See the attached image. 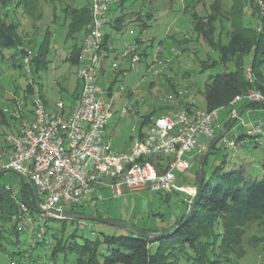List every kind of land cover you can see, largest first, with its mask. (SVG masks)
<instances>
[{"label": "rangeland", "instance_id": "374dc122", "mask_svg": "<svg viewBox=\"0 0 264 264\" xmlns=\"http://www.w3.org/2000/svg\"><path fill=\"white\" fill-rule=\"evenodd\" d=\"M2 1L0 0V6ZM6 1L8 10L4 9L3 12H9L11 19L19 24L18 31L22 37V44L29 49L26 55L32 58L27 67L28 71L22 60L25 55L21 54L18 59H13L14 50L0 51V109H12L17 99L25 101L29 99L30 105L31 98L36 93L43 100L45 97L52 105H56L58 101H63L66 105L76 104L80 86L76 78L77 65L72 61V52H76L78 48L74 50L72 43L77 44L79 48L81 44L77 37L76 39L67 38V24L69 23L67 16H70L72 7H86L89 0L87 3L86 0H38L29 8H25L22 3L18 5L19 0ZM112 1L113 19L115 17L124 19L120 24L122 27L120 31L110 25L105 28V31L111 35L115 47L123 50L128 43L140 36V23L137 21L139 11L145 4L150 7L153 5L154 18L150 22L151 27L141 35L143 39H147L145 41L142 39V44L147 45L150 51H154L159 46L160 55L169 61V67L165 73L153 79L147 72L145 62L142 61L132 68L125 79L119 80L113 87L115 92L114 115L106 129V134L116 150L129 151L132 146V136L139 131V123L143 119V115H148L156 110L155 118L180 108L178 101L174 102L176 99L181 100V97H177L175 94L176 90L185 91L188 97V102L183 108L190 109L197 104L198 107L204 109L206 80L212 75L230 70V67L226 68L218 64L220 62L218 52L208 46L202 38L198 39L193 30L190 10L195 8L201 16L206 17V14L210 12V6L218 0H151V4L148 2L149 0ZM219 1H221V12L223 13L232 4V0ZM188 6L192 9L188 10ZM206 19L208 18L206 17ZM225 24L227 26L224 31L221 27L218 28L215 39H219L220 36L224 43H227L228 23L226 19ZM49 32L51 35L49 52L46 56H42L40 61H35L37 51ZM149 36H155L156 42H150ZM183 38L189 39L184 45L186 48L184 51L182 47L177 46L178 43L174 42V40L178 41ZM178 50L183 54H178ZM191 53L193 56H190ZM202 60L209 64L217 63V65L202 70L203 66L200 65ZM14 63L22 67H14ZM36 68L40 70L37 72ZM249 70L250 68H247L248 77L251 76ZM110 72L108 71L101 78V84L104 87L108 85ZM121 85L126 87L125 90L120 89ZM135 86H137L136 89H134ZM237 103L239 104V102ZM238 104L233 103V109L229 107L219 109L220 128L216 136L237 115L242 107ZM166 106L168 108H165ZM28 107L30 108V106ZM124 107H129L131 110L128 114L121 115V110ZM244 111L230 132L216 144L208 155L203 165L206 179H209L219 166H224L225 171L241 166L253 178L261 179L263 177L261 160L264 158V148L262 146L257 147L253 142H250L236 150H230L225 145L227 138H232L235 134H246L247 125L264 117V114H259L256 109L251 115L247 114L248 110ZM14 123L18 124L10 114H7L6 119L0 117V151L5 149L7 134L10 133V128ZM195 158L192 159L191 168L177 173L179 183L196 186V171L199 161L196 162ZM23 180L14 171H6L0 175V183L19 190H21ZM161 196L163 195L159 196L158 193L148 190L131 191L117 199H106L93 204L86 202L81 205L85 204V214L91 215L90 213L94 214L93 212L98 210L97 212L106 215L107 218L130 222L131 225L133 223L137 226L144 225L148 228H152L151 226L162 215L163 219L167 221L176 214L180 215L189 211L191 196L186 198L183 193H172L169 200L161 198ZM34 217V224L28 225L18 238L10 233L4 234L0 244V264H74L75 256L72 254L66 255L61 252L53 255L55 238L60 237L67 240L71 234L76 232L77 241L81 242L82 236L95 240L100 237L101 232L120 234L124 229L103 222L81 220L89 225L88 228L82 229L77 221L70 219L59 220L62 218L46 217L42 213H35ZM45 222H47L49 230L46 234L41 233L40 235L33 225H39L45 230L46 227L43 226ZM81 222L79 223L81 224ZM63 225H65L64 230ZM235 251H238L241 258L236 254L223 253L220 249H216V254L213 255L214 257L212 256L215 260L214 263L227 264V262L237 259L234 261L237 264H264V222L262 220L248 225L242 243ZM181 262L186 264L184 260ZM212 263L208 262V264Z\"/></svg>", "mask_w": 264, "mask_h": 264}, {"label": "built area", "instance_id": "2783aa9c", "mask_svg": "<svg viewBox=\"0 0 264 264\" xmlns=\"http://www.w3.org/2000/svg\"><path fill=\"white\" fill-rule=\"evenodd\" d=\"M89 3L91 19L86 25L76 64L80 86L77 106L71 112L67 111L70 106L63 101L50 107L36 93L30 105L17 99L12 109H3L18 122V130L7 134L6 147L0 151V172L26 174L47 211H68L86 202L117 199L126 192L141 190L183 193L186 198L191 196L193 199L196 186L179 183L177 173L191 168L192 159L207 150L219 131V109L222 108L211 111L195 105L190 109L183 108L188 97L180 90L177 97L181 100H174L178 101L180 108L155 117L152 124L139 129L132 137L129 151L116 150L106 134L114 115L115 92L114 88L110 90L112 79L116 75L118 81L125 79L142 61L147 64V72L153 79L165 73L169 61L160 55L159 46L146 58L147 46L134 39L121 52L129 63L128 67H121L116 60L108 63L107 51L113 47L105 43V28L114 20L111 15L113 1L89 0ZM146 10L143 8L139 12L145 16ZM261 28L260 25L258 29ZM178 54L183 53L178 50ZM31 58L25 54L22 59L28 71ZM108 65L112 72L107 87H104L101 78ZM125 88L120 86L121 90ZM244 99L264 100V96L253 89L246 95L236 96L231 104ZM130 110L124 107L121 115ZM250 142L264 148V119L247 125L244 137L235 134L227 138L225 145L236 150ZM6 189L16 202L13 214L16 228L25 231L28 225L34 224V214L20 198L19 189L7 184ZM42 215L57 217L48 212H42ZM88 226L87 222L79 223L80 228ZM33 227L42 228L40 235L44 233L43 227Z\"/></svg>", "mask_w": 264, "mask_h": 264}, {"label": "trees", "instance_id": "16d2710c", "mask_svg": "<svg viewBox=\"0 0 264 264\" xmlns=\"http://www.w3.org/2000/svg\"><path fill=\"white\" fill-rule=\"evenodd\" d=\"M218 1L210 6V12L206 14L208 19L201 16L195 8L192 9L188 6V10L192 9L190 11L193 30L196 32L197 38H202L208 46L218 52L220 60L218 64L226 68L230 67V70L212 75L206 80L204 108L208 111L225 107L233 109L231 103L235 97L246 95L252 89L260 91L264 96V0H232L230 8L224 13L221 12V1ZM37 2L38 0H19L18 5L22 3L25 8H29ZM7 5L8 2L3 0L0 6V51L14 50L13 59H18L21 54H27L29 49L22 44V37L18 31L19 24L11 19L9 12H3L4 9L8 10ZM70 11L68 33L73 38L83 30L85 31L86 25L91 19L90 3L88 2L86 7H72ZM149 16L148 12L145 16L139 12L137 21L142 29L147 28ZM225 19L228 23L227 43H224L220 36L219 39H215L219 27L223 31L225 30L227 26ZM123 20L121 17H116L111 25L116 30H122L120 24L123 23ZM260 25L261 30L258 29ZM108 37L109 35L105 34V43L108 42ZM136 40L140 44L143 42L139 37ZM187 41H189L187 38L174 40L178 43L177 46L182 47L183 51L186 50L184 45ZM50 42L49 32L37 51L35 61H40L42 56H46L49 52ZM75 49L77 51L72 52V61L77 64L80 50L77 44H74ZM149 52V47H147L144 51L146 58L149 56ZM200 65L203 66V70L209 66L217 65V63L209 64L202 60ZM13 66L22 67L17 63H14ZM247 68H250L251 79L247 75ZM36 70L38 72L40 69L36 68ZM117 81L116 75L111 81L110 90L113 89ZM174 92L177 95L178 91ZM28 101L29 99L26 100L27 103ZM248 102L249 100L244 99L237 104L243 106ZM253 106L263 105L252 104L247 109ZM155 112L156 110H153L148 115H143V119L140 121V130L153 123ZM0 117L7 118L3 109H0ZM232 120L233 118L226 127ZM244 136L245 134H240V137ZM201 156L202 154L196 156V162ZM262 168L264 172V161ZM1 174L2 172H0ZM197 181L198 170L196 171V185ZM158 194L159 196L163 195L161 198L169 200L172 193ZM20 198L29 205L33 214L42 213L36 205L35 189L24 180ZM84 209L85 204L73 206L68 211L85 214ZM15 211V199L6 189V184L0 183V244L4 234L10 233L18 238L23 232L17 230L13 221ZM97 211L90 214L104 216ZM187 212L176 214L167 221L163 219L162 215L155 224H151L152 228L132 224L152 232H170L178 227L174 232L159 238L142 237L125 228L121 229L122 233L120 234L101 232L100 237L95 240L82 236L81 242L77 241L76 232L71 234L67 240L53 236L56 239L53 255L61 252L66 255L72 254L75 256L74 264H182L183 260L186 264H208L209 261L213 262L212 264H218L214 263L213 259L216 249H220L223 253L236 254L241 258L235 249L242 243L246 228L258 220L264 222V173L261 179H255L241 166L226 171L224 166H219L209 179L204 178L194 210L182 224ZM59 220L66 221L67 219ZM70 220L77 221L78 225L81 221L80 219ZM43 226L46 227L44 230L46 234L49 230L47 222ZM38 228L40 229V227L34 229L39 231ZM64 229L65 225H63ZM236 260L229 261L227 264H237L234 262Z\"/></svg>", "mask_w": 264, "mask_h": 264}, {"label": "water", "instance_id": "95a60500", "mask_svg": "<svg viewBox=\"0 0 264 264\" xmlns=\"http://www.w3.org/2000/svg\"><path fill=\"white\" fill-rule=\"evenodd\" d=\"M252 104H259V105H263L264 106V100H256V101H249L248 103L244 104L238 111L237 115L233 118V120L231 121V123L222 131L220 132L211 142L209 148L207 149V151L200 157L199 162H198V181H197V185H196V189H195V194L193 196L189 211L186 214L185 219L183 220L182 224L189 218V216L192 214L193 210H194V206H195V202L197 199L198 194L201 191V188L203 186L204 183V172H203V164L205 159L208 157V155L211 153V151L213 150L214 146L221 140L223 139L232 129V127L235 125V122L237 121L238 118L241 117L243 111L250 105ZM23 179L24 181H26L27 183H29L33 188V184L30 181V179L28 178V176L22 172H17ZM35 189V188H34ZM35 195H36V205L37 208L43 212V213H50L52 215L57 216L58 218H62V219H80V220H89V221H97V222H103L106 224H111V225H115V226H119L125 229H130L134 232H136L137 234H139L142 237H146V238H159L161 236H165L167 234H170L172 232H174L176 229H174L173 231L170 232H152V231H146L143 229H140L134 225H131L130 223H126V222H122L116 219H111V218H107V217H102V216H96V215H88V214H81V213H75V212H70V211H57V210H45L40 202L39 197L36 194L35 191Z\"/></svg>", "mask_w": 264, "mask_h": 264}, {"label": "crops", "instance_id": "0c3cea01", "mask_svg": "<svg viewBox=\"0 0 264 264\" xmlns=\"http://www.w3.org/2000/svg\"><path fill=\"white\" fill-rule=\"evenodd\" d=\"M144 1H146V0H144ZM150 4H151V0H149L148 1ZM86 3H87V0H86ZM143 8H146L147 10V12H148V14H150V16L147 18V22H148V25H147V28H141L140 27V36H138L139 38H141V39H143V37L141 36L143 33H144V31L146 30V29H148L149 27H151V24H150V22H151V20H152V18H154V10L155 9H153L154 8V6L152 5V7H150V6H147L146 4L145 5H143L142 6V8L141 9H143ZM112 11V10H111ZM111 15H112V12H111ZM68 17V16H67ZM116 18V17H115ZM66 19H68V18H66ZM69 23H70V21H69ZM69 23L67 24V38L68 37H70V38H72L71 36H70V34L68 33L69 32ZM110 26L111 27H113L111 24H110ZM114 28V27H113ZM118 31H120V30H118ZM84 33H85V31L83 30L80 34H77L75 37H73L74 39H76V37H77V40H78V42H80V44H81V42H82V39H83V37H84ZM105 33L106 34H108L106 31H105ZM109 35V34H108ZM138 37H136V38H138ZM145 37V36H144ZM149 39L148 40H150V42H153V43H155L156 42V40L157 39H155V36H149L148 37ZM144 41L145 40H147V39H143ZM108 43L111 45V47H113L112 49H109V51H107V54H108V63H110L112 60H116V61H118L119 62V64H120V66L121 67H123V68H126V67H128L129 66V63H128V61L127 60H125V59H123V57H122V55H121V52H122V50H120V49H118V48H116L115 47V45H114V43H113V39L111 38V35H109V37H108ZM72 48L74 49V43H72ZM73 51V50H72ZM144 65H145V67H146V63H144ZM110 72L111 70H110V67H109V65L107 66V70H106V73L107 72ZM112 72V71H111ZM110 72V73H111ZM77 78V77H76ZM44 100H45V102L47 103V105L48 106H50V107H54L55 105H52L49 101H47V99L44 97ZM77 104H78V102L76 103V104H70L69 106V108L67 109V111L68 112H71L76 106H77ZM252 108V109H251ZM257 110V112L259 113V114H264V107L263 106H253V107H249L248 109H246L245 111H247V114L248 115H251V114H253L254 113V111L253 110ZM244 111V112H245ZM258 117H261V116H258ZM13 119V118H12ZM259 119H264V117H262V118H258V120ZM111 120V119H110ZM140 124V123H139ZM247 128V127H246ZM18 130V124L17 123H14V125L13 126H11V128H10V132L11 131H17ZM133 137V136H132ZM5 144H6V141H5ZM6 146V145H5ZM257 147H259V145H256ZM2 150V149H1ZM262 162L264 161V158L261 160ZM261 162V163H262ZM264 173V172H263ZM93 203H96L95 201H91V202H89V204H93ZM88 204V205H89ZM104 217H107L106 215H104Z\"/></svg>", "mask_w": 264, "mask_h": 264}]
</instances>
